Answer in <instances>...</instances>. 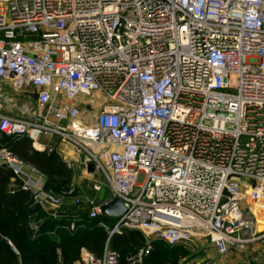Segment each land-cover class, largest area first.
<instances>
[{"label": "built area", "instance_id": "built-area-1", "mask_svg": "<svg viewBox=\"0 0 264 264\" xmlns=\"http://www.w3.org/2000/svg\"><path fill=\"white\" fill-rule=\"evenodd\" d=\"M1 83L35 97L29 118L0 103V132L48 152L54 137L92 165L109 195L88 218L114 198L125 209L112 233L207 238L219 256L264 243V0H0ZM2 166L32 207L62 206L32 163L1 148ZM146 252L82 248L75 264Z\"/></svg>", "mask_w": 264, "mask_h": 264}, {"label": "rangeland", "instance_id": "rangeland-1", "mask_svg": "<svg viewBox=\"0 0 264 264\" xmlns=\"http://www.w3.org/2000/svg\"><path fill=\"white\" fill-rule=\"evenodd\" d=\"M0 88L2 113L23 118L31 116L30 110L35 97L33 93L14 92L4 83L0 84ZM88 120L90 121L91 118ZM40 141L50 147L59 144L54 137L42 136ZM61 146L71 150L69 155L77 157L71 147L66 144ZM75 162L78 164V169L71 171L72 175L68 181L50 182L41 171H36L38 175H43L46 185L63 196V204L60 208L34 206L26 209L23 216H13L6 211H0L5 220L10 215L8 221L3 222V227H0V240L5 243L11 241L19 252L18 254L4 253L11 264H31L32 258H38L44 264H75L82 249L75 253V243L83 234L92 232L104 234L106 236L102 245V251H104L105 248L112 249L109 242L113 236L128 233H124V230L120 234L112 233V227L88 225L86 214L89 206L108 196L109 190L104 182H102L101 191L93 190L92 185L95 182H101L98 174L87 173L80 159ZM13 183L19 185L18 181ZM43 215H48L53 223H48ZM31 221L41 224L44 230L43 237L37 238L29 234L28 224ZM77 222L83 223L78 225ZM72 223H74V229L70 227ZM15 235L17 242L12 239ZM133 235L139 240L137 244L130 242L133 245L128 252L143 249L147 250L145 255H149L153 250H157L159 254L155 264H264V243L257 242L242 248L233 246L224 255L219 256L207 238L170 246L161 240L149 238L139 231H133ZM0 264L5 263L0 262Z\"/></svg>", "mask_w": 264, "mask_h": 264}, {"label": "trees", "instance_id": "trees-1", "mask_svg": "<svg viewBox=\"0 0 264 264\" xmlns=\"http://www.w3.org/2000/svg\"><path fill=\"white\" fill-rule=\"evenodd\" d=\"M24 138L9 137L0 132V149L6 148L19 158L32 163L36 167V169L41 171L50 182L68 181L71 178V170L67 167L66 163L62 161L60 156L55 151L46 152L37 150L32 147L30 139L27 138L28 140H26ZM11 177V170H9L7 167L2 166L0 168V211H6L13 216H23V212L26 209L32 207V195L29 191L23 190L20 187L9 189ZM45 188L56 193L55 190L46 185V183ZM9 217L5 220L4 216L0 213L1 228L3 227V222L8 221ZM44 217L48 223H53L48 215ZM86 218L88 220L89 226H97L99 225V223L103 222L107 226L112 227L115 222L114 218L105 215H101L95 219H89L88 215L86 214ZM77 223L78 225H80L83 222ZM133 231L137 230H124V233H128L125 235L113 236L109 242V245L112 248L111 250L118 252L121 257L137 251L135 250L128 252L130 250L129 248L133 244H137L139 240L134 237ZM29 232V234L32 235V232L30 230ZM43 235L44 230L41 226L39 232L37 233V238L43 237ZM12 239L14 242H17L16 235L13 236ZM105 240L106 236L101 233L92 232L83 234L82 237L75 243V253L79 251L80 248H85L95 256L99 257L102 255V245ZM130 242H133V244ZM5 252L12 254L7 243L0 240V262L11 264L10 259L4 256ZM158 254L159 252L157 250H153L149 255H145L144 264H155L156 260L158 259ZM31 264H44V262L40 261L38 258H32Z\"/></svg>", "mask_w": 264, "mask_h": 264}, {"label": "crops", "instance_id": "crops-1", "mask_svg": "<svg viewBox=\"0 0 264 264\" xmlns=\"http://www.w3.org/2000/svg\"><path fill=\"white\" fill-rule=\"evenodd\" d=\"M62 144H58V145H56V146H54V147H52V148H54V150L53 151H55L59 156H60V158L62 159V161H64L65 163H66V165H67V167L71 170V171H75L76 169H78L77 167H78V164H77V162H75L77 159H79L78 157L79 156H77V157H73V155L71 156V155H69V153L71 152V150H68L65 146L64 147H62L61 146ZM50 147V146H49ZM46 151V150H45ZM46 152H48V151H46ZM37 173V172H36ZM87 173H89L88 171H87ZM23 174L24 175H27L28 174V172L27 171H24L23 172ZM41 175V174H40ZM43 176V175H42ZM45 177V176H44ZM12 187V189H15V188H19V185H16V184H14L13 182H11L10 184H9V188H11Z\"/></svg>", "mask_w": 264, "mask_h": 264}, {"label": "water", "instance_id": "water-1", "mask_svg": "<svg viewBox=\"0 0 264 264\" xmlns=\"http://www.w3.org/2000/svg\"><path fill=\"white\" fill-rule=\"evenodd\" d=\"M89 173L93 172V166L87 168ZM124 206L118 198H114L110 203L101 207V212L105 216L118 217L124 212Z\"/></svg>", "mask_w": 264, "mask_h": 264}]
</instances>
